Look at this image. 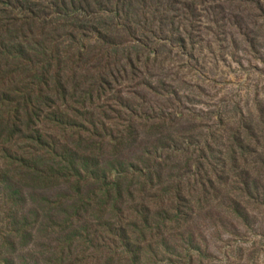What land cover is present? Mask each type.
<instances>
[{
	"label": "trees",
	"instance_id": "1",
	"mask_svg": "<svg viewBox=\"0 0 264 264\" xmlns=\"http://www.w3.org/2000/svg\"><path fill=\"white\" fill-rule=\"evenodd\" d=\"M24 1L0 0V183L12 199L13 216L18 210L15 203L23 200L18 187L68 185L77 205L73 214L78 217L89 207L83 203L88 197L83 188L95 185L90 195L104 202L105 209L112 208L123 218L130 202L133 214H129L130 224L124 219H117L115 225L106 222L108 234L119 245L106 252L105 259L86 264H145L144 249L153 258L168 254L163 245L162 251L154 248L168 236L156 238L155 233L176 224V216L171 221L168 216L161 218L158 211L174 213L171 207L175 208L178 198L184 201L191 197L189 192H195L198 202L213 197L218 205L235 202L238 206L253 194L264 197L256 186L261 179L259 164L253 160L257 157L260 161L261 155L251 147L254 138L259 140L258 130L244 128L243 123L237 130H229L227 142L221 145L224 153L219 152L217 159L212 134L203 136L202 145L193 138L196 132L176 140L172 130L176 125L173 120L180 114L178 94L165 83L156 87L144 80L142 71L160 57L155 47L160 42L159 32L150 25L156 22L155 27L161 30L162 21L155 17L167 0H39L47 7L40 6L37 12L33 10L37 5ZM207 1L218 12L216 0H182L183 18L194 20L196 7ZM233 1H251L253 8L264 14V0ZM135 6L142 11L138 12L141 20L131 18ZM104 16L112 18L114 28L94 23ZM231 17L241 19L237 13ZM237 22L246 28L241 33L244 40L253 44L249 27ZM88 33L97 43L91 49L84 42L90 39ZM178 33L173 43L194 59L191 30ZM115 79L132 85L130 91L124 95L111 92ZM142 90L156 98L157 104L148 103ZM142 136L151 140L144 147ZM136 147L141 158L124 165L116 160ZM104 155L115 159L108 172L101 170L98 162ZM173 157L185 163L183 172L175 170ZM114 167L120 174L117 181L111 178ZM186 225L181 223L176 230H185ZM180 251L188 263L194 261L193 253L202 255L189 244Z\"/></svg>",
	"mask_w": 264,
	"mask_h": 264
},
{
	"label": "rangeland",
	"instance_id": "2",
	"mask_svg": "<svg viewBox=\"0 0 264 264\" xmlns=\"http://www.w3.org/2000/svg\"><path fill=\"white\" fill-rule=\"evenodd\" d=\"M216 1L218 12L211 9L212 2L207 1L196 7L194 20L183 18L182 0L162 3L158 17H155L162 21L161 30L155 27L156 22L154 26L150 25V29L159 32L160 37L157 38L160 42L155 47L160 57L142 73H145L144 80L148 83L156 87L161 82L165 83L178 94L180 117L173 120L176 125L172 133L179 142L189 132H196L193 138L202 145L203 136L212 134L213 156L219 159V152L224 153L222 143L227 142L229 132L237 130L241 123L244 128L258 130L259 140L254 138L251 147L261 155L260 161L254 154L252 157H255L254 163L259 164L258 175L261 178L256 186L259 193H264V164L260 163L264 160V14L255 10L251 1ZM26 3L37 5L33 8L36 12L40 6L47 7V3L39 0H27ZM139 10L137 6L131 10L133 20H141L138 12L142 11ZM231 13H237L241 18H237L239 23L249 27L255 39L253 44L244 40L241 33L246 28L240 26ZM111 19L104 16L102 21L94 23L101 22L112 29ZM185 30H191L193 34L195 51L191 55L194 59L178 50L173 43L178 32ZM87 37L90 39L84 41L86 47H96L92 33ZM120 64L116 65V70ZM89 73L92 74L90 70ZM110 86L111 92L120 91L123 95L132 87L116 79ZM142 93L148 103L157 104L156 98L147 91L142 90ZM123 97L133 101L130 96ZM214 127L220 128L215 130ZM149 142L151 140L141 137L142 147ZM133 158H141L140 148L125 151L116 160L124 165ZM172 161L175 170L183 172L185 163L177 157ZM98 162L101 170L108 172L115 159L104 155ZM117 170L118 167H114L111 171V178L116 181L120 175ZM94 188L92 184L83 188L82 193L88 194L83 199V203L89 206L88 211L75 217L73 210L77 205L68 185L48 189L18 187L23 200L15 203L18 212L13 216L12 199L8 198L6 186L0 183V264L95 263L98 259H105L109 250L115 251L119 242L108 234L110 227L106 222L115 225L117 219L121 222L124 219L126 224H130L132 218L129 214H133V205L128 202L129 208L121 218L112 208L105 209L104 202L92 198L90 192ZM189 193L191 197L188 199L182 201L178 198L174 202L175 208L171 207L174 213L158 211L161 218L168 216L171 221L176 216V224L167 225L158 235L155 233L156 238L168 236L164 243L157 241L158 247L154 245L157 252L162 251L163 245L168 254H158L153 258L144 249L145 264H264V197L260 199L253 194L240 200L238 206L235 202L229 206L224 202L216 204L213 197L198 202L195 192ZM147 194L149 192L144 193ZM44 201L51 204L43 205ZM164 204H167L166 200ZM181 223L187 224L186 229L176 230ZM131 230L134 232V228ZM184 244H189L190 249H200L202 255L193 253L194 261L188 263L180 251Z\"/></svg>",
	"mask_w": 264,
	"mask_h": 264
}]
</instances>
